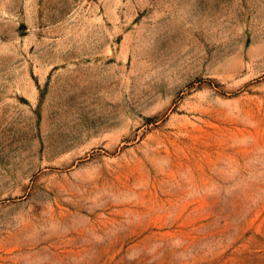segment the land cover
<instances>
[{"label":"rangeland","instance_id":"374dc122","mask_svg":"<svg viewBox=\"0 0 264 264\" xmlns=\"http://www.w3.org/2000/svg\"><path fill=\"white\" fill-rule=\"evenodd\" d=\"M0 264H264V0H0Z\"/></svg>","mask_w":264,"mask_h":264}]
</instances>
